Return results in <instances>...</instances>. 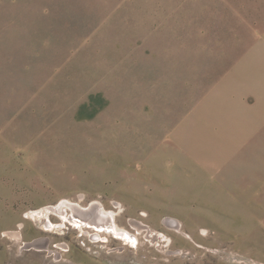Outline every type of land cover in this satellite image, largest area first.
I'll list each match as a JSON object with an SVG mask.
<instances>
[{
    "label": "rangeland",
    "instance_id": "rangeland-1",
    "mask_svg": "<svg viewBox=\"0 0 264 264\" xmlns=\"http://www.w3.org/2000/svg\"><path fill=\"white\" fill-rule=\"evenodd\" d=\"M0 264H264V0H0Z\"/></svg>",
    "mask_w": 264,
    "mask_h": 264
},
{
    "label": "bare ground",
    "instance_id": "bare-ground-1",
    "mask_svg": "<svg viewBox=\"0 0 264 264\" xmlns=\"http://www.w3.org/2000/svg\"><path fill=\"white\" fill-rule=\"evenodd\" d=\"M96 203V205H92L91 207H89V208H86V209H83V210H87V212H89V213H91V212H93L94 214H96L95 215V218L94 219H96V221H97V227H96V230H98L99 232H104V233H106V234H109L110 235V233L111 234H114V235H116V236H119V237H121V238H123L124 240L125 239H128V240H132L131 242H136V238L134 237V236H132V234L129 232V231H127L126 229H122L121 227H119L118 225H117V223H116V221H115V218H114V215H113V213L112 212H110V211H105L104 209H103V207L98 203V202H95ZM79 208V207H73L72 206V210H71V213H75V215L73 216L72 215V218H73V222L75 223V224H80V225H82V224H84V225H87L88 223V221H87V216H88V214L89 213H85V214H83V213H81V212H77V209ZM80 209V208H79ZM82 210V209H81ZM100 211V213H102L103 214V216H101V215H99V214H97L98 213V211ZM77 213H78V215H79V213H81L82 214V216H80V217H78V215H77ZM69 216V215H68ZM90 217V216H89ZM88 217V218H89ZM71 218V219H72ZM78 218V219H77ZM79 219L81 220V221H79ZM78 221V222H77ZM93 221L94 220H92L91 222H89V223H91V224H94L93 223ZM172 224H174L173 222H171ZM131 224H133V226H135L136 228H138V230L140 229H142V227H144L145 225H142V224H140V222H137V221H131ZM172 226H174V225H172ZM175 228H177L178 227V225H177V223L175 222V226H174ZM146 229V231L148 232L147 234H146V236L149 238V239H153L154 237L153 236H150V234H149V230L147 229V228H145ZM8 234L9 235H11V236H15L16 237V235L17 234H15V233H13V232H8ZM42 241V240H41ZM39 242H40V240H37V241H35L33 244H39ZM43 243V242H42ZM62 246H64V245H62ZM61 246V247H62Z\"/></svg>",
    "mask_w": 264,
    "mask_h": 264
},
{
    "label": "flooded vegetation",
    "instance_id": "flooded-vegetation-1",
    "mask_svg": "<svg viewBox=\"0 0 264 264\" xmlns=\"http://www.w3.org/2000/svg\"><path fill=\"white\" fill-rule=\"evenodd\" d=\"M63 213V212H62ZM66 214H63V215H61L62 217H64Z\"/></svg>",
    "mask_w": 264,
    "mask_h": 264
},
{
    "label": "crops",
    "instance_id": "crops-1",
    "mask_svg": "<svg viewBox=\"0 0 264 264\" xmlns=\"http://www.w3.org/2000/svg\"><path fill=\"white\" fill-rule=\"evenodd\" d=\"M99 232V231H98Z\"/></svg>",
    "mask_w": 264,
    "mask_h": 264
}]
</instances>
